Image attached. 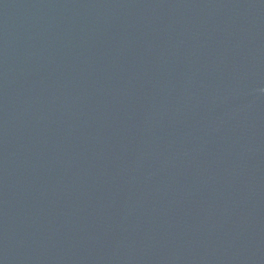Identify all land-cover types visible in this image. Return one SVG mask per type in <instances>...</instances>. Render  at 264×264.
<instances>
[{
	"label": "water",
	"instance_id": "obj_1",
	"mask_svg": "<svg viewBox=\"0 0 264 264\" xmlns=\"http://www.w3.org/2000/svg\"><path fill=\"white\" fill-rule=\"evenodd\" d=\"M0 264H264V0H0Z\"/></svg>",
	"mask_w": 264,
	"mask_h": 264
}]
</instances>
